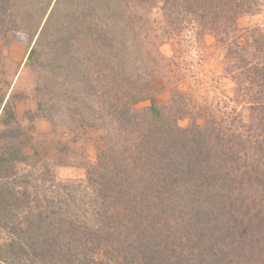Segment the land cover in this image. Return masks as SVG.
I'll list each match as a JSON object with an SVG mask.
<instances>
[{
	"label": "trees",
	"instance_id": "1",
	"mask_svg": "<svg viewBox=\"0 0 264 264\" xmlns=\"http://www.w3.org/2000/svg\"><path fill=\"white\" fill-rule=\"evenodd\" d=\"M263 6L0 0V39L25 36V64L48 79L37 88L48 97L33 113L45 107L51 136L61 127L53 141L58 151L74 159L70 143L80 126L72 124L84 123L90 109L92 120L125 134L120 147L97 143L84 183L42 188L40 194H52L45 205L33 196L31 174L29 183L18 180L22 150H0V264H264V29L242 24ZM206 36L234 86L231 112L198 90L175 87L166 105L138 111V103L153 102L151 65L163 71L158 47L180 39L179 53L199 50ZM64 80L65 98L58 86ZM5 96L0 88V126L5 139L18 141Z\"/></svg>",
	"mask_w": 264,
	"mask_h": 264
},
{
	"label": "rangeland",
	"instance_id": "2",
	"mask_svg": "<svg viewBox=\"0 0 264 264\" xmlns=\"http://www.w3.org/2000/svg\"><path fill=\"white\" fill-rule=\"evenodd\" d=\"M242 24L248 27L259 26L264 29V6L259 14L244 19ZM204 42L205 46L199 50L192 49L184 53L177 51L179 46H184V42H181L180 39H176L175 42L163 43L158 47V52L162 56L160 66L163 67V71H160L161 68L157 65H151L153 74L148 76L147 79L151 78L155 91L153 102L146 100L138 103L136 105L138 111L149 110L152 103L166 105L170 98L171 89L175 87L182 92L198 90L201 94L199 98L205 99V102L208 101L212 105L221 106V111L225 114L231 112L232 107L236 104L233 100L234 86L222 72V54L214 46L212 37L206 36ZM181 50L184 51V48ZM28 53V40L22 34L10 36L4 43L0 39V88L6 94L5 100L12 104L11 107L19 125L18 131L12 130L13 132L10 133L16 136L19 139L18 141L15 137L5 139L4 136H6L8 130L3 128L2 125L0 126V150L3 149L6 153H9V149L20 148L22 150L25 163H19L17 166L18 180L23 181L25 179L29 183V174H31L30 180L34 181L36 179L37 184L36 189L35 185L33 187L36 190V195L33 196L39 200L41 205H45L47 201L49 202L52 194H40L42 188L51 185L53 181L54 183L58 181L84 183L86 167L89 164H94L96 160L97 143L100 142L102 147H105L107 139H109L117 147H120V144L116 142L122 143L125 134L120 132L119 128L111 127L107 121L99 122L98 120L95 122V118L92 120L90 114L93 109H90L91 113H88L89 116H86L84 123L74 122L72 124L73 127L80 126L75 131L70 143L74 159L65 157L60 153L58 150L61 146L56 148L53 141L59 140L61 127L59 126L54 131L55 135L51 136L50 133L53 128L51 130L49 123L41 117L45 107L41 106L42 112L38 110V118L34 116L36 113H33L38 109V104L44 102L48 97L43 95L42 90L37 92V88L42 83H46L48 79L41 71L31 69L29 65L25 64ZM166 80L174 83L169 84ZM65 82V80L61 83L59 81L58 84L64 93L66 92V86L63 85ZM66 93L62 94L61 97L65 98ZM89 103L92 108H98L94 101H89ZM60 110L65 115L64 109L61 108ZM29 114H33V116ZM69 118H64L65 125H70L71 121L70 123L66 122V119ZM30 120H33V122ZM180 124L185 126L187 120H182ZM49 136L52 137L50 140ZM7 143V146L12 145V147L5 149ZM52 149L55 151L51 152ZM37 153L38 155H36ZM44 166L53 174V177L46 173Z\"/></svg>",
	"mask_w": 264,
	"mask_h": 264
}]
</instances>
